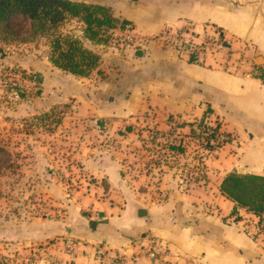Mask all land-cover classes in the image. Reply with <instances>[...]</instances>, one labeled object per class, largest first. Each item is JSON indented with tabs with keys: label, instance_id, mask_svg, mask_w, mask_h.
<instances>
[{
	"label": "crops",
	"instance_id": "obj_1",
	"mask_svg": "<svg viewBox=\"0 0 264 264\" xmlns=\"http://www.w3.org/2000/svg\"><path fill=\"white\" fill-rule=\"evenodd\" d=\"M71 1L107 7L119 22L114 33L131 29L143 41L114 49L83 39L99 58L84 77L44 66L41 109L69 103V139L78 135L74 158L92 180L79 207L86 215L0 232V255L18 250L21 264L31 254L30 264H111L114 257L150 264L142 247L155 238L175 264H264V236L243 231L256 217L219 190L233 171L264 176V0ZM187 23L198 32L204 25L221 29L234 51L236 40L253 44L248 57L260 77L222 71L215 65L221 55L192 64L156 38ZM216 122L227 143L204 156L205 175L191 177L179 165L188 146L175 154L164 143L188 140L191 126ZM151 129L164 143L148 140ZM154 154H161L157 164ZM142 156L147 170L131 175L128 164Z\"/></svg>",
	"mask_w": 264,
	"mask_h": 264
},
{
	"label": "rangeland",
	"instance_id": "obj_2",
	"mask_svg": "<svg viewBox=\"0 0 264 264\" xmlns=\"http://www.w3.org/2000/svg\"><path fill=\"white\" fill-rule=\"evenodd\" d=\"M61 29L74 33L76 25L69 22ZM103 46L119 49L111 41ZM48 53L49 45L45 39L27 44L0 42L1 234L13 228H25L37 220H73L78 212L86 215L79 207L92 187L86 183L92 180L82 173L79 161L74 158L78 135L72 133L75 139H69V129H72L67 124L71 113L69 103L41 109V105L46 103L41 94V74L46 71L44 66H50ZM153 132L158 134V131L149 130L148 140H152ZM160 137L157 135V141L164 143ZM185 141L187 156L180 160L179 165L186 168L191 177L198 178L202 174L197 171V160L199 156L204 158L205 149L200 143ZM143 149L145 151L146 148ZM160 155L154 154L151 161L157 164ZM147 162L144 156L131 159L128 164L131 175L133 170H147ZM203 163L205 175V160ZM20 256L18 250L7 251L5 256L0 255V260L3 264L24 263ZM25 259L26 264H30L36 255H27Z\"/></svg>",
	"mask_w": 264,
	"mask_h": 264
},
{
	"label": "trees",
	"instance_id": "obj_3",
	"mask_svg": "<svg viewBox=\"0 0 264 264\" xmlns=\"http://www.w3.org/2000/svg\"><path fill=\"white\" fill-rule=\"evenodd\" d=\"M69 22L76 25L74 33L61 29ZM118 23L107 7L97 4L71 0H0V42L27 44L45 39L49 45L48 61L51 65L79 77L87 76L97 67L99 60L98 56L83 47L82 40L97 45L112 42V32ZM218 127L217 122L214 127L191 126L188 136L198 137L209 132L205 138L208 141L215 137ZM196 129L198 133H195ZM225 135L228 136L227 133ZM182 140L168 144V150L183 154L185 147ZM205 147L209 150L214 148L208 144ZM219 190L238 208L258 220L263 217L264 176L233 171L223 177ZM0 264H3L1 260Z\"/></svg>",
	"mask_w": 264,
	"mask_h": 264
},
{
	"label": "built area",
	"instance_id": "obj_4",
	"mask_svg": "<svg viewBox=\"0 0 264 264\" xmlns=\"http://www.w3.org/2000/svg\"><path fill=\"white\" fill-rule=\"evenodd\" d=\"M111 37L113 42L112 44L116 45L119 49H131L137 47L143 41L131 29H126L119 33L112 32ZM156 38L163 39L179 57L185 58L192 64L202 65L204 64L206 57L221 55L222 57L220 62H216L215 65L222 71L232 75L243 74L251 77H260L258 68L253 63V57H248L249 52L253 53L255 51L254 45L247 41L236 40L239 43V48L234 51L231 49L230 40L225 37L221 29L215 26L204 25L198 32L196 31L195 26L187 23L178 31L171 32L169 30H165L159 34V36H156ZM209 126L214 127L215 123ZM198 131L199 130L196 129L195 133H198ZM208 133L209 132L201 133L198 137L189 136L188 140L190 142L200 143L201 147L205 149V154H208L217 148H221L227 143L228 136L225 135V132L222 130L220 125L214 134L215 137L207 141L205 138ZM152 135L153 136L151 137L153 140L157 139V135L160 134L153 132ZM160 139H163V136H161ZM183 140L182 146L185 147L186 142ZM164 144L166 145V148L164 149L169 153H173L168 150V144ZM207 144L214 146V148L209 150L208 147H205ZM216 144H220L221 146L217 147ZM199 157L200 158L197 161H199L198 166L200 168L198 167L197 171L203 175V158L201 156ZM259 220L256 218L255 223H248L243 228V231L253 238H257V236L260 235L264 236V214L261 220ZM142 249H144L145 255L150 258V264H175L171 263L167 259L169 249L161 240L150 238L147 245L142 247ZM97 255V257L102 260L101 254ZM111 264H121V258L114 257Z\"/></svg>",
	"mask_w": 264,
	"mask_h": 264
}]
</instances>
